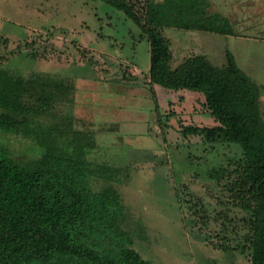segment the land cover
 I'll return each instance as SVG.
<instances>
[{
  "label": "rangeland",
  "instance_id": "rangeland-1",
  "mask_svg": "<svg viewBox=\"0 0 264 264\" xmlns=\"http://www.w3.org/2000/svg\"><path fill=\"white\" fill-rule=\"evenodd\" d=\"M126 1L141 13L147 0ZM206 1L201 0L198 19L208 24L205 17H221L208 11ZM241 1L247 2L240 6L239 19L231 14L228 21L233 35L218 37L259 87L264 124V0ZM230 3L219 0V14L227 16ZM163 33L172 42L171 67L204 51L200 39L173 37L179 33L175 30ZM143 40L136 24L103 0H0V75L25 83V105L34 107L42 95L53 98L44 114L28 118L29 129L70 123L90 136L96 149L87 157L89 185L94 191L112 187L118 193L124 208L120 226L141 258L147 264H249L247 245L242 252L233 249L244 244L247 214L234 205L228 180L209 177L222 167L231 170L228 162L239 159L242 150L220 135L211 141L200 133H183L191 126L218 125L201 93L165 90L156 97L158 123L154 103L147 107V94L128 101L131 90L118 81L129 80L136 70L147 72L149 50ZM132 112L137 114L134 124L117 123ZM77 115L82 123L74 120ZM89 122L96 128L83 124ZM0 147L28 169L43 153L23 133L0 131ZM196 199L204 210L202 219L192 213Z\"/></svg>",
  "mask_w": 264,
  "mask_h": 264
},
{
  "label": "trees",
  "instance_id": "trees-1",
  "mask_svg": "<svg viewBox=\"0 0 264 264\" xmlns=\"http://www.w3.org/2000/svg\"><path fill=\"white\" fill-rule=\"evenodd\" d=\"M103 1L131 19L149 43L150 85L203 94V106L218 125L191 126L183 133H200L211 141L220 135L240 146L242 156L228 162L231 170L222 167L209 177L228 180L234 205L247 214L242 222L248 234L244 244L233 249L242 252L247 245L249 264H264V124L259 87L228 51L222 67L201 55L171 67L169 43L161 32L176 28L231 36L228 21L207 16L206 24L198 19L201 0H147L141 13L126 0ZM27 94L21 79L0 75V131L32 136L43 148L28 169L0 147V264H147L120 226L124 208L118 193L112 187L94 191L89 185L87 157L96 149L95 142L70 123L29 129L28 118L44 114L53 98L42 95L33 107L22 102ZM151 94L158 118L156 97ZM195 201L192 213L202 219L204 210L199 199Z\"/></svg>",
  "mask_w": 264,
  "mask_h": 264
},
{
  "label": "crops",
  "instance_id": "crops-1",
  "mask_svg": "<svg viewBox=\"0 0 264 264\" xmlns=\"http://www.w3.org/2000/svg\"><path fill=\"white\" fill-rule=\"evenodd\" d=\"M246 2L247 1L232 0V3L229 4V5H232V8L230 7V9L226 11V13H228V14H227V16H225L223 14L222 15L219 14V9H218L219 0H207L206 1L207 9L212 15H219L221 18L226 19L229 22L232 21L231 20L232 19L231 18L232 17L231 14L232 15L235 14V17H237V19H239L238 15L242 12L240 6L242 4H244V3H246ZM164 30H167V29H163L161 31L163 36H164V33H163ZM168 30H175V31L179 32L178 34L177 33H173V37L175 35L181 36V34H184V36L188 37L189 39H193V38L200 39L201 43L204 46V51L201 53V55L205 56L206 59L210 62V64L215 66V67H222V66L225 65V62H222V55L225 54V52L228 51V50L224 49V46L222 44L223 43V39H219L218 36L225 37V38H227L228 36H222V35H217V34L207 33V32L183 31V30H178L176 28H168ZM143 41H145L147 43L148 50H149V65H148V68L146 70L147 72H140L139 70H136V72L132 73V77H131L132 79L130 78L131 80L129 79V80L121 81V82L118 81V83L125 84L126 86H128L127 90L128 91L131 90V97H129L128 101L137 102V100H141V99L146 98L145 95H142V94H147V99H146L147 100V104H148L147 107H149L150 106L149 103H151V104L153 103L151 91L154 92L155 97L159 98V95H163L165 93V89H163V88H161L160 86H157V85H150L149 84V80H148L147 76H148V72H149V68H150V47H149V43L145 39ZM169 43H172V42L169 41ZM219 45H221V46L218 49L217 46H219ZM243 54L246 55V53H243ZM218 61L221 64H219V65L218 64H213V63H216ZM176 66H174V67H176ZM137 73L140 74L141 76H143L144 80L142 82L138 80ZM133 86H135V87H133ZM102 90L104 91L105 89H102ZM73 92H74V94H76L77 90L73 89L71 93L73 94ZM166 92H167V90H166ZM137 96H140V98L137 97ZM73 98H74V96H73ZM118 100H121L122 103L124 102L123 98H120ZM183 100H184V98L182 99V101ZM147 104L145 103L143 105H140L139 108H141V107H143V106H145ZM168 104L171 105V102H168ZM152 107L154 109V106H152ZM154 112H155V110H154ZM134 114H135V116H134ZM80 116L81 115H77L76 117L78 118ZM76 117H74V120L80 121L82 123V121H81L82 119H80L82 117H80L78 119ZM153 118H154V121L156 123H158L157 122V114H156V112L154 113ZM134 121H137V114L136 113H133V115H131L130 117H125L124 116V117L120 118L119 122H117V123H121V124H130V123L132 124L133 123L134 124ZM83 124L87 125L88 128H91L93 126L90 122L89 123H83ZM102 125L103 124H98V127H100ZM103 126L106 127V124H104ZM93 127L96 128L95 126H93ZM157 131L161 134L162 133V128L158 127Z\"/></svg>",
  "mask_w": 264,
  "mask_h": 264
}]
</instances>
